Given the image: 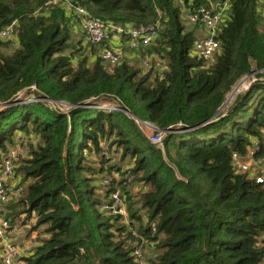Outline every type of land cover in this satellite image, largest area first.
I'll use <instances>...</instances> for the list:
<instances>
[{
    "label": "trees",
    "instance_id": "16d2710c",
    "mask_svg": "<svg viewBox=\"0 0 264 264\" xmlns=\"http://www.w3.org/2000/svg\"><path fill=\"white\" fill-rule=\"evenodd\" d=\"M54 1L0 0V31L17 22L16 39L0 44V106L39 99L0 111L1 154L23 139L31 151L16 170L24 187L2 212L11 230L22 220L39 235L19 264H140L137 252L143 264H264V184L254 173L264 163V0ZM74 4L115 26L159 27V39L136 49L125 36L119 48L80 39L74 51ZM203 8L220 15L211 60L194 53L207 32L191 17ZM105 48L122 62L104 61ZM100 100L120 110L75 109ZM123 110L165 135L162 147ZM172 128L185 132L166 135ZM235 155L251 170L238 171Z\"/></svg>",
    "mask_w": 264,
    "mask_h": 264
},
{
    "label": "built area",
    "instance_id": "2783aa9c",
    "mask_svg": "<svg viewBox=\"0 0 264 264\" xmlns=\"http://www.w3.org/2000/svg\"><path fill=\"white\" fill-rule=\"evenodd\" d=\"M62 5L66 9H70L72 4L65 1L61 3L55 0L51 3V7ZM213 10V8H212ZM77 15L81 18V29L85 35V41L91 44H101L106 40H109L111 35L117 37L125 36L128 41V45L131 48H139L140 46H151L159 39V27H137L134 25L115 26L110 23H105L99 19L92 18L88 12L83 8H76ZM197 19H201L205 24L206 34L205 36L195 44L194 53L198 56L211 60L215 53L220 48L219 43L215 40L216 23L220 20V15L214 16L212 11L206 8L200 10L198 15L192 16L191 20L195 22ZM16 26L17 22H13L11 25L0 31V44L8 41H14L16 39ZM119 48V47H117ZM100 57L110 64L117 65L122 62V55L119 49L115 51L111 49H103L100 52ZM157 68L160 71L159 76L163 77V72L166 70V65L161 62H157ZM152 64L145 60L142 62V67L146 70L151 69ZM34 91V90H33ZM35 93L21 98V104H31L37 102L39 99L35 97ZM104 109L110 111L120 110L117 104L109 103L108 105H101ZM139 129L145 135L150 144L162 147L165 135L159 133L157 129L148 123L136 121ZM24 144V143H23ZM21 159V154L14 150H9L5 155L0 156V260L2 264H19V259L22 256L21 246L14 244L9 236L13 230H11V224L9 220L5 219L2 215L4 205L10 200V195L20 194L21 189L17 186L18 177L16 176V170L18 162ZM235 168L240 172H248L251 170V164L245 162L237 155L234 157ZM257 170V171H256ZM254 173H258L256 181L259 184H264V163H254ZM110 179L105 181V185L108 186ZM114 199L118 202L120 199L118 194L114 195ZM125 218H127L126 212H121ZM140 264H143L145 257L143 253L137 252L135 254Z\"/></svg>",
    "mask_w": 264,
    "mask_h": 264
},
{
    "label": "rangeland",
    "instance_id": "374dc122",
    "mask_svg": "<svg viewBox=\"0 0 264 264\" xmlns=\"http://www.w3.org/2000/svg\"><path fill=\"white\" fill-rule=\"evenodd\" d=\"M188 25L190 27L194 28L193 24H188ZM73 26L71 25V30H72L71 38H72V43H73V44L72 43L71 44H72L73 50L76 51V49H78L77 46H75L76 43L80 39H82L84 41L85 35H84L83 32H81L82 29H81L80 26L78 28H77L76 24H74ZM95 51H97V50H95ZM143 60H145V59L138 60L137 63H135V65L142 66V61ZM242 88H243V86L240 87L239 89L235 88L234 92L231 93V95H229L228 103L226 104L225 110H223V112L228 110L233 105V100L235 99V97L238 94H240L243 91ZM28 95H31V93L25 94L22 97H26ZM109 103L110 102H108L106 100H100L98 102H94L93 104H95V108H97V106H101V105L104 106V105H108ZM48 104L55 111H61V112H66V113H68V111H69V107L67 105H65V104H55L53 102H52V104L51 103H48ZM103 110H105V109H103ZM21 142H23L24 144H22ZM29 147H30V144L27 143L26 139H23V140L17 141L15 146L11 147L10 150H14L16 152H19L21 154V157H22L24 155L30 154L31 151H30ZM1 155H5V154L4 153L1 154V152H0V156ZM249 163L252 166L251 161H249ZM17 177H18L17 186H18L19 189H21L20 187H22V188L24 187L23 186V177H22L21 174H19ZM10 196L14 197L15 194L12 193ZM115 205L117 206L118 204L116 203ZM8 237H10L12 241H14L13 242L14 244H16L18 246H21L22 255H25L26 252H27L26 251L27 249H32L34 247V245H35L34 241H36L39 238V235H38V233H34V235H33L31 233V229L29 227H25V224L21 220L16 225L15 234L12 235V233H11V234H9Z\"/></svg>",
    "mask_w": 264,
    "mask_h": 264
},
{
    "label": "water",
    "instance_id": "95a60500",
    "mask_svg": "<svg viewBox=\"0 0 264 264\" xmlns=\"http://www.w3.org/2000/svg\"><path fill=\"white\" fill-rule=\"evenodd\" d=\"M75 8H77L78 7V5L77 4H74L73 5ZM253 83H252V85L249 87V91L253 88ZM41 100L42 101H47L48 103H51L52 104V101H49V100H46V98H41ZM228 103V102H227ZM226 103V104H227ZM18 105H21V98H19V99H16L15 101H13V102H11V103H9V104H4V105H1L0 107H1V112H4V111H6V110H8V109H10V108H12V107H14V106H18ZM225 107H226V105L222 108V110H224L225 109ZM79 108H84V109H90V108H95V104H93V103H90V102H88V103H85V104H83L82 106H79V107H77V108H75V109H79ZM122 110V109H121ZM126 114H128L134 121H136V119L133 117V115L131 114V113H129L128 111H126V110H123ZM228 114V113H227ZM227 114H226V116H227ZM180 132H185L184 130H179V128H172V129H170V130H168V131H166V135H169V134H172V133H180ZM1 261V260H0Z\"/></svg>",
    "mask_w": 264,
    "mask_h": 264
},
{
    "label": "crops",
    "instance_id": "0c3cea01",
    "mask_svg": "<svg viewBox=\"0 0 264 264\" xmlns=\"http://www.w3.org/2000/svg\"><path fill=\"white\" fill-rule=\"evenodd\" d=\"M260 10H261V14H262V17H263V21H262V24H261V29H262V31H264V4H261ZM108 41H109L110 44L115 45L116 47L117 46L120 47V45H121L120 44V37L118 38V37L113 36ZM124 46H125V49L127 50L128 48H127V44L126 43H123V47ZM130 53H134V52L133 51H129L128 52V55H129L128 58L131 59L133 63H137L139 58L135 57L134 54H130ZM251 85H252V82L249 83L245 88L248 90ZM11 233H12V235L15 234V229H13V231Z\"/></svg>",
    "mask_w": 264,
    "mask_h": 264
}]
</instances>
